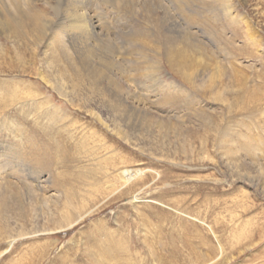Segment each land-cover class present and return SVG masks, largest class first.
Instances as JSON below:
<instances>
[{
	"label": "rangeland",
	"instance_id": "1",
	"mask_svg": "<svg viewBox=\"0 0 264 264\" xmlns=\"http://www.w3.org/2000/svg\"><path fill=\"white\" fill-rule=\"evenodd\" d=\"M226 1L234 20L205 0L121 6L149 48L124 42L94 89L69 80L88 101L39 77L43 49L0 38V264H264V0ZM181 39L194 42L183 73L165 57Z\"/></svg>",
	"mask_w": 264,
	"mask_h": 264
},
{
	"label": "bare ground",
	"instance_id": "2",
	"mask_svg": "<svg viewBox=\"0 0 264 264\" xmlns=\"http://www.w3.org/2000/svg\"><path fill=\"white\" fill-rule=\"evenodd\" d=\"M151 1L153 0H0V38L9 42L14 49H20L22 46L31 44L34 48H36L35 52H37L40 48L43 49V52L39 57V61L45 65L47 71L45 73V71L40 68L38 70L39 73L36 71L39 77L45 82L54 85L59 94L69 101L73 102L76 99L88 101L91 98L80 96L79 91L82 90L78 88L80 83H74V81L81 79L82 84L86 81L90 87L93 86V89L96 84L100 86L99 79L103 75L101 65L105 64L106 67H108L107 64H110L112 67L114 66V68L118 67L121 61L120 58H122L123 50L127 48L123 44L126 41L133 46V50L137 47L140 52L144 53V51L149 48V45L146 42L142 43L140 46H135L134 43L141 38L140 36H143V32L139 31L137 33L136 31L134 33H128V31L122 29L121 25L116 21V17H122L118 14V11H122L121 6L126 7L127 9L128 7H133L132 11L129 9L126 11V13L130 16L128 12L136 13L134 7H137L139 3L142 2V5H148ZM155 1L159 2L158 5L160 4V6L164 9L165 6H167L166 3L168 0L166 2H164V0ZM174 1L179 2L180 0ZM205 1H208V5L212 10H215L216 2L218 4L220 3L224 15L233 20L236 18L235 15L233 16L232 10L227 5L226 0ZM107 3L109 4V9L111 7L110 11H106L103 8L98 11L96 10L99 5ZM40 4H42V6H39ZM115 8L117 12L114 10ZM111 14L114 15L112 18ZM106 16H110V18H106ZM190 44H194V42H188L185 45V42L181 39V42H175L172 46H166V62L169 63L170 66L180 70L182 73L183 71H186L195 61L187 52V47ZM116 64L117 66H115ZM125 73L119 72L114 74L117 77L124 79L127 84H130L129 76ZM32 75L34 74L32 73ZM53 75H55L56 84L51 82ZM74 77L75 79L73 81V85H67L68 81L72 80ZM196 77L197 76L189 77V79L195 80ZM57 78L59 79V84L57 83ZM114 87L116 90H119V86L117 87L114 84ZM90 91H92V88ZM105 91H108V89H105ZM114 92L119 94L118 91ZM121 92V97L125 99L130 96L129 90H121ZM24 98L25 100H30L31 96H26ZM107 151L108 150H106V152ZM118 169L119 168L115 167L114 172L118 171ZM117 174L119 175V172ZM104 175L106 176V174ZM126 175L127 177L125 179H127V181L136 180L141 176V170H128ZM120 182L125 184L127 183L121 180ZM96 183V186L99 187L100 183L97 181ZM113 186V190L115 191V183H113ZM66 191L68 193L70 190L67 188ZM28 192L30 193L31 191ZM5 200L6 199L0 201L1 209L7 206V202H5ZM30 203H32V201ZM83 208L85 209V206H83ZM93 211L94 209L90 208L82 213L77 212V217L72 219H69L68 216L64 215L63 221H66V223L60 225L58 229L53 230L45 228L43 230H49L46 232L47 234L67 231L73 228L79 221L83 220L86 215L88 216ZM38 231L40 230L34 229V227L28 231L22 228L18 234H9V246L16 243L17 238L23 239L26 236L38 233ZM104 248L106 249L104 253H106V251H110V247ZM102 258L104 259V257Z\"/></svg>",
	"mask_w": 264,
	"mask_h": 264
}]
</instances>
